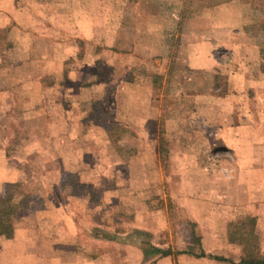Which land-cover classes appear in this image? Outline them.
Here are the masks:
<instances>
[{"label":"rangeland","instance_id":"374dc122","mask_svg":"<svg viewBox=\"0 0 264 264\" xmlns=\"http://www.w3.org/2000/svg\"><path fill=\"white\" fill-rule=\"evenodd\" d=\"M262 66L264 0H0V264L264 259V161L206 111Z\"/></svg>","mask_w":264,"mask_h":264},{"label":"crops","instance_id":"0c3cea01","mask_svg":"<svg viewBox=\"0 0 264 264\" xmlns=\"http://www.w3.org/2000/svg\"><path fill=\"white\" fill-rule=\"evenodd\" d=\"M204 45L206 49L205 55L197 56V52H195V54H193L191 57V59H193L192 63L195 64L196 67L202 66V68H204L206 71L203 70L201 72H205L207 77H210L211 75L214 76V74L208 73V70L210 68V63H212L210 54L216 46L211 41H206ZM223 45L228 48L235 47V44L229 40L224 42ZM260 58L261 57L259 56L254 57L253 62H261L262 60ZM196 67L195 69H199ZM247 83L248 85L250 84V86L247 88H251L252 84L254 83V91H250V89L246 88ZM227 84L230 86V88H228V93L223 95V97L215 99V95L211 93V95H213L212 99L207 98L208 101L206 104V111L208 115V122H222L219 123V126L223 127L224 129H228L229 132L227 133H229V137L226 141L231 143L232 150L234 149L236 151L235 155L237 158L243 159V156L247 154L246 148H249V152L259 149L256 151L258 152L257 156L259 155L258 157L260 161H264V134L262 133L264 130V66L258 68V70L252 76L241 69H239L237 72L229 73L227 77ZM246 94H248V96L254 97L255 101L247 102L244 100V96ZM206 95L209 94L206 93ZM246 103H248L247 108L245 105ZM210 111L213 115L212 120H209L211 117ZM253 126L263 130L261 133L255 134L254 137H247L245 129ZM250 145L253 146L250 147ZM257 145L263 146L258 148L256 147Z\"/></svg>","mask_w":264,"mask_h":264},{"label":"trees","instance_id":"16d2710c","mask_svg":"<svg viewBox=\"0 0 264 264\" xmlns=\"http://www.w3.org/2000/svg\"><path fill=\"white\" fill-rule=\"evenodd\" d=\"M13 202L10 196H4L0 199V236L7 239L13 237V227L9 222L8 217L13 214L14 211ZM147 253H145L146 255ZM202 256V255H201ZM249 264H264V259H261L255 263Z\"/></svg>","mask_w":264,"mask_h":264}]
</instances>
